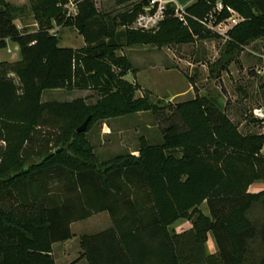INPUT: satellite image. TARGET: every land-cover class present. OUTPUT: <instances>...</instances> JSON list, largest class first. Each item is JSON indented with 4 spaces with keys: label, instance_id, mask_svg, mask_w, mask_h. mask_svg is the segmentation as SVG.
Wrapping results in <instances>:
<instances>
[{
    "label": "trees",
    "instance_id": "16d2710c",
    "mask_svg": "<svg viewBox=\"0 0 264 264\" xmlns=\"http://www.w3.org/2000/svg\"><path fill=\"white\" fill-rule=\"evenodd\" d=\"M78 1L77 14L67 21L59 0L34 4L37 29L28 31L14 24L25 7L0 0V48L9 39L20 55L0 61V264H55L52 244L71 237L72 222L100 211L112 225L80 238L89 264H96L89 244L96 237L117 244L126 264H246L251 243L264 248V219L249 216L252 205L264 206V190L248 191L264 181V134L239 130L212 96L166 107L135 98L138 84L124 78L128 59L114 51L120 36L127 45L187 43L208 32L191 18L183 26L170 6L155 33L116 32L115 20L99 15L92 0ZM127 1L122 25L148 3ZM215 1L196 0L185 11L202 18ZM221 1L244 18L229 31L231 40L244 44L264 34V0ZM53 24L76 26L85 45L60 46ZM45 89H96L101 97L92 106L80 99L42 102ZM141 111L167 124L164 143L144 142L138 155L98 162L84 136L88 127L97 118ZM87 117L86 129L77 132ZM35 127L50 129L55 151L30 164L23 150ZM202 202L208 216L199 209ZM180 218H192V227L166 229ZM208 233L214 253L206 250ZM254 264H264V255Z\"/></svg>",
    "mask_w": 264,
    "mask_h": 264
},
{
    "label": "rangeland",
    "instance_id": "374dc122",
    "mask_svg": "<svg viewBox=\"0 0 264 264\" xmlns=\"http://www.w3.org/2000/svg\"><path fill=\"white\" fill-rule=\"evenodd\" d=\"M21 1L23 2L18 6L25 7L20 17V21L27 25L24 29L36 28L32 25L35 21L32 6L39 4L41 0ZM92 1L99 15H103L104 19L115 20L116 32L135 31L131 24L122 25L119 22L120 14L129 5L127 0ZM78 2L59 0L65 21L68 15L74 17L77 14ZM239 16V20L243 21L244 18ZM54 26L55 24L53 28ZM159 29L160 26L151 33ZM202 29L204 33H208L203 37L194 35L193 40L187 43L127 45L124 36H120L118 47L114 51L116 55H124L128 59L130 69L124 78L138 84L139 89L135 91L134 97L145 96L149 102L166 107L167 104L191 100L195 95L212 96L225 107L239 130L264 134V34L251 38L244 44H237L231 40L229 34L222 36ZM53 31L61 44H82V35L74 25H61L51 30ZM221 66L225 67V70H222ZM76 95L80 97L75 99L82 100L87 106L95 105L101 97L96 89H83ZM47 96L49 100L70 99L69 91L65 89H47L44 99ZM166 126L167 124L157 120L151 111H141L97 118L85 131L84 136L92 153L97 141L108 140L111 141L113 147L110 148L116 151L115 153L138 155L140 145L144 142L164 143L168 128ZM43 143H37L35 138L26 143L23 150L25 157L30 158L33 155L38 158L39 155L55 148L54 143ZM40 145L42 148L39 149ZM4 146L5 143L0 140V147ZM261 153H264V145ZM115 157L117 156L113 158ZM110 159L98 157L97 160L106 162ZM249 216L264 218V206L255 203L249 210ZM88 225L87 222H80L73 229L76 231L80 226L88 228Z\"/></svg>",
    "mask_w": 264,
    "mask_h": 264
},
{
    "label": "crops",
    "instance_id": "0c3cea01",
    "mask_svg": "<svg viewBox=\"0 0 264 264\" xmlns=\"http://www.w3.org/2000/svg\"><path fill=\"white\" fill-rule=\"evenodd\" d=\"M5 1L10 2L16 6H18L19 4L23 2L21 0H5ZM172 1H173V4L175 5L177 4V5L186 7L192 4L193 2H195L196 0H172ZM20 17L21 16H19L18 18L14 20V24L16 25L18 29H24L27 25H25L24 23L20 21ZM32 25L35 26L36 28L29 29L28 31H35L37 29V24L35 21ZM58 26H61V25H55L54 28H52V30L57 29ZM51 33L56 35L55 31ZM59 45L63 47L79 48V47L84 46L85 42L82 37V44L80 46H68L69 44H61V43H59ZM19 58H20V55H19L18 45L9 39H6L5 46L0 48V61L12 62V61L18 60ZM46 90L47 89H45L42 92V95H41L42 102L70 101L77 97H80V95H76V94L77 92L82 91L78 89H73V90L65 89L66 91H69L70 99L68 100H53V99L49 100V96H47V98L44 99V94ZM105 122L106 121H104V123ZM103 125L107 126L108 124H103ZM49 131L50 129L48 127H35V131H33V134H32V140H34L35 138L37 143L39 142L43 143L45 142L43 139L47 138L49 140L48 142L49 145H52L53 141L51 139L53 138V136H50V134L48 133ZM110 147L111 148L113 147V145H111V141L109 142L108 140L97 141L96 144L94 145L93 154H95V157L97 159L98 157L110 159V158H113L114 156L120 155L119 153H115L116 151H114ZM52 151L54 152L55 149H53ZM37 160H38L37 157L31 155L29 163L30 164L34 163ZM98 162L102 163L104 161L98 160ZM27 169H28V165H25L23 167V171ZM262 190H264V181H255L252 184H250V186L248 187V191L251 193H258ZM206 206H207L206 203L202 202L201 205L199 206V209L204 215L208 216L209 212ZM250 218L253 220L254 219H264L263 217L262 218H258V217L252 218V216H250ZM80 222L89 223V225L87 226L88 228H84V226L83 227L80 226L75 229L76 231H74L73 228ZM111 225L112 223H111L110 217L106 211H100V212L91 214L85 219L72 222L70 224L71 237L64 241H59V242H55L52 244V255H53L55 264H89V261L84 255V248L81 245L80 238L84 235H94L99 232L105 231L109 229ZM191 227H192V218L191 219L190 218H180L174 221L171 225L167 226L166 229L168 231H175L178 233V232L187 230ZM89 240H90L89 244H92L94 248L93 252L95 255L96 264H113V263L117 264V263H120L119 260H121L122 263L124 264L128 263L127 256L125 255L124 251H121L118 248L117 244L114 245L112 242L107 243L106 241L107 239H103L102 237H96L94 239H89ZM209 243H211V245H208ZM205 245H206V250L208 253H214L217 250L214 238L211 235V233H208L207 241ZM263 252H264V248L261 247L257 242L251 243L250 252L248 253L249 256H247V259H246V264L256 263L259 260V258L262 256Z\"/></svg>",
    "mask_w": 264,
    "mask_h": 264
},
{
    "label": "built area",
    "instance_id": "2783aa9c",
    "mask_svg": "<svg viewBox=\"0 0 264 264\" xmlns=\"http://www.w3.org/2000/svg\"><path fill=\"white\" fill-rule=\"evenodd\" d=\"M173 8L174 17L185 27H188V20L191 18L202 28L226 36L229 31L239 23V14L230 6L216 0L211 9L202 17L189 15L184 6L173 4L172 0H148L131 23V27L140 31H155L165 19L168 7ZM226 15L223 16V13Z\"/></svg>",
    "mask_w": 264,
    "mask_h": 264
},
{
    "label": "water",
    "instance_id": "95a60500",
    "mask_svg": "<svg viewBox=\"0 0 264 264\" xmlns=\"http://www.w3.org/2000/svg\"><path fill=\"white\" fill-rule=\"evenodd\" d=\"M88 121H89V117H87V118L85 119V121H84L80 126H78V127L76 128V131H77V132H83V131L86 129V127H87V123H88Z\"/></svg>",
    "mask_w": 264,
    "mask_h": 264
}]
</instances>
